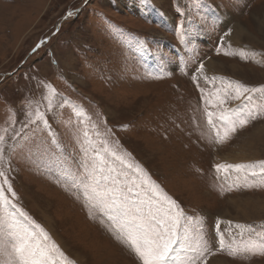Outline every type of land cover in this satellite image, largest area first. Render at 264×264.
<instances>
[{
    "label": "rangeland",
    "instance_id": "374dc122",
    "mask_svg": "<svg viewBox=\"0 0 264 264\" xmlns=\"http://www.w3.org/2000/svg\"><path fill=\"white\" fill-rule=\"evenodd\" d=\"M237 82L264 87V0H0V264H19L24 227L59 249L47 264H143L89 198L93 169L133 199L176 202L168 264L201 237L198 264H264L244 251L264 242V92L237 99ZM221 116L248 123L224 137ZM244 148L258 156L239 164L255 168L217 169Z\"/></svg>",
    "mask_w": 264,
    "mask_h": 264
},
{
    "label": "snow or ice",
    "instance_id": "6c2138e0",
    "mask_svg": "<svg viewBox=\"0 0 264 264\" xmlns=\"http://www.w3.org/2000/svg\"><path fill=\"white\" fill-rule=\"evenodd\" d=\"M243 55V53H242ZM203 69V65H201ZM235 98L239 99L244 96L246 92H264V87L259 89L248 88L236 83ZM251 99V97H245ZM224 101L221 100L220 103ZM212 113H208L209 123H211ZM221 119H227L229 123V129L224 132V137H227L229 131H235L237 123L240 126H244L248 123V119L233 120L231 117L221 116ZM217 136L220 133L217 132ZM3 137H0L2 140ZM223 139V138H221ZM116 156V153H112ZM117 159L123 161L122 157ZM261 167V171H264V161L258 162ZM129 168L133 166L128 164ZM254 164H236V165H217V169L235 168V169H252L255 168ZM138 172L139 168L136 169ZM87 194L91 200L107 210H110L111 215L108 216L109 220L118 223L120 230L124 233L126 241L130 247L141 259L143 264H168V261L173 257L175 247L180 240L177 229L180 226V220L183 216L182 211L178 210L176 202L171 198L164 196L162 199L153 200L152 197L148 199H140L137 193L135 199L128 195L133 191L132 188H128L127 191L118 187H109L101 184L100 179L97 178V171L93 169L91 171L89 182L85 185ZM150 191H153L154 196H159L158 192H155L151 187ZM15 195V193H13ZM153 202L159 205V207L152 212L150 209L145 214V206H150ZM5 203H8L5 200ZM21 215H26L21 212ZM31 219V218H28ZM32 223H35L34 221ZM231 224V221L228 222ZM236 228H245L248 226L237 224ZM40 234L44 240H49L48 234L39 225H36ZM33 238L37 240L39 237L34 231H30L27 227H24L22 231L13 235L11 242V255H14L19 264H47L45 259L50 252H58L59 249L55 244L51 248L47 246L41 247L35 243ZM221 247H223V239L220 241ZM189 251L197 253L196 256L191 257L189 260L182 262V264H198L201 257L204 256V252L207 251L205 245L202 244V237L199 238L194 247L189 246ZM244 251L251 252L252 254L264 255V242L259 246L252 244L251 247H245ZM63 256V253H60ZM206 264V260H204Z\"/></svg>",
    "mask_w": 264,
    "mask_h": 264
},
{
    "label": "bare ground",
    "instance_id": "6f19581e",
    "mask_svg": "<svg viewBox=\"0 0 264 264\" xmlns=\"http://www.w3.org/2000/svg\"><path fill=\"white\" fill-rule=\"evenodd\" d=\"M241 25V24H240ZM240 25H237V27L235 28L234 27V31H233V35L232 34H230L229 35V33H228V35H227V39H228V41H230V42H232V43H234L236 40H239V37H240V35H241V33H244V31H243V29H242V27L240 26ZM235 44V43H234ZM215 64H216V62L213 60V59H210L209 61H207L205 64H204V69L207 71V70H212V68H214L215 67ZM233 67H235L236 68V66L235 65H232ZM232 68V67H231ZM233 69V68H232ZM237 69V68H236ZM246 142H247V140H246ZM255 142V141H254ZM247 143H250L249 141L247 142ZM246 147V146H245ZM250 148H249V150H252V148L251 147H253L252 145H250L249 146ZM236 148V147H235ZM239 148V147H238ZM247 148V147H246ZM248 149H245L244 148V150H239L238 152H236V151H232L231 150V153L228 155V156H225V157H221V159L220 158H217V161L220 163V165H236V164H239L240 162H246V161H249V159H251L252 160V158H256L257 156L255 155V153L254 152H251V151H249ZM250 153H249V152ZM251 154H252V156H251ZM219 157V156H218ZM229 169H231V168H229ZM220 170H222V171H225V169H220ZM250 201H253V200H250ZM260 201H258V203H259ZM234 203V202H233ZM246 203H249L250 204V202H246ZM262 204H264V203H262ZM239 207H243V206H241V205H238ZM227 213H229V212H227ZM244 213H246L245 211H244ZM250 214V213H249ZM226 216V215H225ZM224 216V217H225ZM226 217H228V216H226ZM232 219H236V220H242V218L243 217H241V218H233V217H231ZM252 218V217H251ZM59 239V238H58ZM217 259V258H216ZM210 264H227L226 263V261L225 260H222V259H218V260H213Z\"/></svg>",
    "mask_w": 264,
    "mask_h": 264
}]
</instances>
